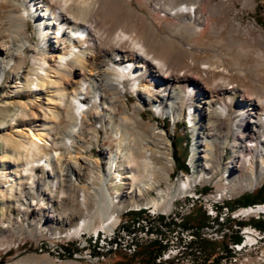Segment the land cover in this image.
Here are the masks:
<instances>
[{
  "label": "rangeland",
  "instance_id": "obj_1",
  "mask_svg": "<svg viewBox=\"0 0 264 264\" xmlns=\"http://www.w3.org/2000/svg\"><path fill=\"white\" fill-rule=\"evenodd\" d=\"M45 1L54 10V32H50L44 39L42 32L45 30L38 22L28 18L24 32L28 43L19 52L23 63L17 68V62L14 61L4 75L0 74V264H191L189 258L195 260L193 264H264L263 233L256 243L248 242L241 250L234 248L236 241L232 237L238 232L242 235L240 242L244 239L246 241L242 226H256L253 220L264 218L255 215L234 216L232 211L243 204L231 208L227 203L235 204V199L240 195L254 192L264 183L263 177L254 188L242 187L247 181L251 182L253 164L249 161L244 164L241 178L231 163L237 153L250 158L252 151L246 144L256 142L250 123L240 129L246 137L238 141L233 129L234 121L251 111L249 97L253 92L259 97L254 102L264 104V0H252L253 5L251 2L247 4L246 0H229L233 1L232 4L226 5L225 14L216 19L210 32L201 38H188L185 43L181 42L178 34L172 33L174 26L171 23L175 19L171 15L165 11L159 15L153 13L155 0H127L132 10L122 7V4L120 6L115 0L96 1L95 17L92 19H97L95 33L100 39L85 44L84 50L87 53H108L119 58L118 48L134 51V45L118 36L119 30L126 26L140 32L147 39L152 36L149 27L152 19L158 28L157 39L174 41L187 51L183 52L185 61L190 60L191 52L197 61L190 74L198 84L189 98H181L182 113L179 116L143 104V99L135 92L126 91L119 96L121 104L117 103L114 111L123 110V105L127 103L129 116H142L146 124L144 130L150 134L153 144L146 148L149 156L147 172L144 173V168H134L139 178L144 176L148 186L141 184L138 187V180L129 176L133 164L122 165L119 161L116 171H111L108 185L119 206V210H116L119 220L116 227L108 232L101 227L104 215L98 209L95 188L101 185L102 178L108 173V166L113 163L112 156L124 152L125 147L119 142V133L112 127L113 120L108 113L113 108L108 107L107 112H104L102 106H99L97 110L100 114L93 118L91 109L85 106L89 126L81 129L80 119L77 120L73 115L75 106L71 105V94L55 95L57 72L43 71L37 66L40 59L31 58L38 48L46 52L52 46H61L65 48V53L57 58L58 64L72 59V67L68 68L73 72L82 68L87 71L90 69L89 64L82 61L83 56L72 54L74 48L69 40L72 33L61 28L60 18L63 17L62 12L66 11L65 0ZM212 1L218 3L221 0ZM14 2L18 4L14 8L17 13L22 11L20 4L23 2L31 4V0ZM171 3V0L167 1V4ZM3 5L4 0H0V11ZM33 9L36 11V6ZM67 15L75 21L70 14ZM227 17L239 22L245 29L251 24L256 28L251 32H238L226 22ZM147 40L151 46L154 45L155 50H160V46H155L154 39ZM192 42L197 47L194 48ZM215 55L220 58H214ZM207 60L219 64L218 68L211 71L212 78H207L204 72ZM44 66L49 68L46 64ZM38 75L42 76L45 83L39 89L35 87ZM148 75L149 71L144 73L145 77ZM203 78L205 80H201ZM222 85L234 87L230 93L231 112L220 121L213 119L210 122L202 108L206 106L207 97L213 96L215 99L214 108L226 99V94L220 89ZM208 88L216 92L210 93ZM148 89L157 94L153 88ZM172 101L167 100L165 104ZM36 120L42 123L38 126L39 131L45 133L38 145L32 144V137L29 136L30 125ZM76 122L78 125L75 131L83 139L66 135V131ZM211 123L217 124L215 128L209 126ZM151 126L155 129L152 130ZM260 130L262 137L264 126ZM134 135L135 145L132 146L140 150L141 142ZM181 137L184 138L183 143ZM57 141L72 147V156L64 154L61 164L71 166L74 171L66 175V172H60L57 168L58 177H53L43 163L52 155L54 166H58V155L54 149ZM207 142L214 145L215 157L207 154ZM185 148L188 149L186 159L189 170L179 169L175 158V153L183 157ZM185 180H191L192 187L189 191L177 194L169 212L147 204L152 198L160 199L161 194H165L172 185L178 186ZM150 184L155 186L150 187ZM226 187L231 188L232 192L221 198L219 190ZM194 191L198 197L190 196ZM210 198L218 200L215 203L218 206L217 215H212L209 210ZM224 206H228L230 211ZM140 207V211H135ZM88 218H92L93 226L102 229L107 235L105 241L123 226L131 227L136 220L142 224L149 220L153 225L160 226L163 233L139 230L135 238L139 244L134 252L120 248L114 252L110 249L105 252L106 258H102L98 248L100 243L98 241L95 244L93 235L96 228L79 233L71 231L81 220ZM199 218L205 219V223L199 224ZM186 221L193 226L191 229L178 225ZM239 221L244 223L240 224ZM166 222H170L175 230L164 225ZM217 230L222 231L216 233ZM198 234L204 239L196 236ZM130 236L133 235L124 233V240L130 239ZM193 236L196 238L188 242V247L180 246L183 239L189 241ZM103 241L100 240L101 243ZM154 242L159 249L154 252L155 257L145 263L149 254L140 252ZM225 244L231 248L229 253ZM176 246L180 248L177 256L165 263L159 261V254L168 247L173 250Z\"/></svg>",
  "mask_w": 264,
  "mask_h": 264
},
{
  "label": "bare ground",
  "instance_id": "obj_2",
  "mask_svg": "<svg viewBox=\"0 0 264 264\" xmlns=\"http://www.w3.org/2000/svg\"><path fill=\"white\" fill-rule=\"evenodd\" d=\"M97 0H65V13L62 12L63 17L60 18L62 23V30L70 31V41L72 43V54L74 56H83L82 61L89 64L90 69L87 71L85 68L73 72L70 61L61 62L58 64V57H62L65 53V48L52 46L48 51H44L38 48L31 55L33 59H40L37 62V66L43 71L57 72V79L55 80L56 90L55 95H67L71 94V105L75 106L74 117L81 121V129H85L89 126V121L85 117L84 107L91 109V115L93 118L99 116L97 110L99 106H102L104 112H107L108 107L113 108V111L108 114L113 120L112 127L119 133V142L125 147L124 152L119 155L112 156L113 163L108 166V173L102 178L101 185L95 188L97 195V206L101 211V215H104L101 227L107 232L114 229L118 223V216L116 210H119V206L114 201L111 191L109 190V176L111 171H116L115 167L117 162H121L123 165L133 164L131 166L129 176L137 181V186L141 187V184L147 185L143 178H139V175L134 168H140L147 172L149 167V156L146 153L147 146L153 144L150 134L144 129L146 127L145 122L140 114L133 117L128 115L129 107L125 103L123 110H116L117 103L121 104L120 95H124L126 91L137 93L142 99L143 104L153 105L157 108V111L170 112L174 116H179L182 113L181 98H189L192 91L196 89L197 80L193 79L190 72L193 65L197 63L193 52L190 54V60L185 61L183 50L181 46H178L169 39L156 38L158 35V28L154 24V21L150 20V31L152 36L147 39H154L155 46H160V50L154 49V45L149 43L146 37L140 32L130 30L128 27H122L118 36L125 42H130L136 48L134 51L124 48H118V56H111L106 53L103 55H97L95 53H87L84 48L85 44L94 42V40L100 39L95 30L98 27L96 24L97 19L93 20L96 10ZM149 2L150 0H146ZM168 0H155V7L152 9L155 15H159L161 11H165L166 14L171 15L175 21L171 24L174 26L172 33L178 34L181 37V42H187L188 38H201L207 32H210L211 27L214 26L216 19L222 17L225 14L226 5L232 4L233 1L221 0L218 3H213L212 0H171V4H167ZM247 4L252 0H246ZM120 6L132 10L127 0H115ZM18 6L14 0H4L2 11H0V74L4 75L6 70L10 67L12 62L16 61L17 68L23 63L20 59L19 52L27 46L28 38L24 35L27 19L31 18L33 21L38 22L40 26L45 30L42 32V37L45 39L53 31V19L55 18L54 10L50 4L45 0H31V4L23 2L20 4L22 11L19 13L14 11V8ZM36 6L37 10L34 11ZM249 6V5H248ZM18 8V7H17ZM20 9V10H21ZM19 10V9H18ZM67 14H70L73 19L71 20ZM138 17V16H137ZM226 22L238 32L245 33L246 31H254L255 26L249 25L246 29L241 26L239 22H235L233 19L226 18ZM70 23V24H69ZM149 23V22H148ZM213 25V26H212ZM47 29V30H46ZM109 32L110 29L107 28ZM189 43V42H188ZM191 45L195 48L196 44L193 42ZM116 50V51H117ZM187 52V51H186ZM214 58H220L219 55H215ZM46 64L49 68L44 66ZM219 67V64L214 61L207 60L204 66V72L208 75L207 78H212V70ZM149 71L148 76H144L145 72ZM183 72V74H182ZM202 78V77H201ZM37 82L35 87L37 89L44 85L42 76H36ZM205 80V78L201 79ZM148 87L153 88L157 94L153 93ZM190 88H192L190 90ZM227 85H222V93L226 94V99L213 107L215 99L212 97L206 98V106L202 108L204 116L209 118L210 122L213 119H223L227 117L228 112H231L232 97L230 95L232 89ZM208 92H216L211 88L207 89ZM220 91V90H219ZM249 97V103L251 104V111L245 112L233 123V129H235L236 139L243 140L246 135H242L241 128H244L247 123L251 124V131L256 137V142L253 144H246L251 152V157L247 159V155L237 153L232 160L233 170L237 171L241 178H243V166L246 162L253 164L251 167V182H246L241 185L246 188H254L257 183L264 177V136L261 137L260 128L264 126V104L261 105L258 102H254L259 98L254 92ZM167 100H173L166 103ZM262 100V98H260ZM262 102V101H261ZM264 102V101H263ZM108 104V106L106 105ZM217 104V103H216ZM252 104L254 106H252ZM142 105V104H141ZM138 108L139 106H135ZM262 111V112H260ZM107 114V113H105ZM215 122V121H214ZM42 125L36 120L35 123L30 125V134L32 137V144L38 145V142L43 138L45 134L42 130L39 131L38 126ZM78 122L72 125V128L66 131V135L69 138L83 139L75 131V127ZM217 124L211 123L209 126L215 128ZM151 129L154 130L153 126ZM133 131L136 133L134 135ZM138 137L141 142V149L135 150L133 148V136ZM260 137V138H259ZM227 141V140H226ZM136 142V141H135ZM207 154H211L215 157L214 145L207 142ZM245 147V146H244ZM56 155H58L57 167L54 166L52 155L43 163L50 176L58 177L57 168L60 172H66V175L71 174L74 169L71 166H64L61 164V157L64 154H70L72 156V147L67 143L57 141L55 143ZM60 154V155H59ZM54 156V155H53ZM76 157V156H75ZM246 157V158H245ZM256 161H254L253 160ZM29 165V164H28ZM43 170V169H42ZM81 174V172H80ZM144 175V174H142ZM148 186V185H147ZM150 187H154V184H150ZM137 187V188H138ZM192 187V181H184L182 184L172 185L165 194H161V198H152L147 204H150L155 209L164 210L169 212L175 203V197L181 192L189 191ZM220 196L224 198L232 192L231 188L220 189ZM162 193V192H161ZM97 227L93 226V219H83L77 224L71 231L76 233L84 230H91ZM102 230V229H101ZM246 242H252L254 239L251 233H247ZM24 264V263H15ZM58 264V263H57ZM60 264V263H59Z\"/></svg>",
  "mask_w": 264,
  "mask_h": 264
},
{
  "label": "built area",
  "instance_id": "obj_3",
  "mask_svg": "<svg viewBox=\"0 0 264 264\" xmlns=\"http://www.w3.org/2000/svg\"><path fill=\"white\" fill-rule=\"evenodd\" d=\"M190 196L198 197V195H196V191H194L193 194H191ZM217 201H218L217 199L214 200L213 198H210L209 210H211L210 212L212 215L218 214V209H217L218 206L215 204ZM224 207H226L228 209V211H230L228 206H224ZM231 214L234 216L255 215L257 217L262 216L264 218V201L255 202V203L240 206L239 208H237L236 211L235 210L232 211ZM136 223H138V225ZM151 223L152 222L149 220L146 222V224L140 223L139 220L134 221L131 227L123 226L122 229L120 228L117 233L115 232V234L109 236L108 241H105L107 238V235L104 234L103 231H102L100 237H98L97 235H94L95 244L98 243V241L100 243L98 245V248L100 249L101 256H103L102 258H106L105 252H107L110 249L113 250L114 252L118 248L134 252L137 249L138 244H139V242L137 240H135L136 236L139 234V230H144L145 233H148V232L153 233L156 231V233L159 234L157 232V230L155 229V227L152 228ZM189 229H191V228H189ZM221 231L217 230L216 233L221 232ZM241 231H242V233H246V235L248 232L251 233L254 237V241H256V242L262 238V233L264 234V229L262 230L261 228H257L256 226H252V225L242 226ZM123 232L127 235L132 234L133 236H130V239H128V240H124V233ZM157 237H154V238H157ZM160 238H162V237H160ZM193 238H194V236L191 237L189 241H186V239H183V242H181L180 246L186 245V247H188V245H190V244H188V242L192 241ZM100 240H104V241L101 243ZM244 240L241 243L234 244V248L241 250L243 247H245L247 244H246V241H244ZM179 253H180L179 246L174 247L173 250L170 247H168L161 254H159L160 255L159 261L162 263L168 262L172 257L177 256ZM100 254H98L97 258L100 257L99 256ZM199 259H200V257H199ZM189 260L191 261L190 262L191 264H193L195 261L193 258H191V259L189 258Z\"/></svg>",
  "mask_w": 264,
  "mask_h": 264
},
{
  "label": "trees",
  "instance_id": "obj_4",
  "mask_svg": "<svg viewBox=\"0 0 264 264\" xmlns=\"http://www.w3.org/2000/svg\"><path fill=\"white\" fill-rule=\"evenodd\" d=\"M180 140H181V143L184 142L183 137H181ZM185 145H187V143ZM187 152H188V149L185 148V154L183 157H181L180 154L175 153V158L177 160V164H178L179 169L189 170V164H188L187 159H186ZM261 201H264V183L261 186H259V188L256 191L248 192V193H244V194L240 195L238 198L235 199V204H231L230 202H227V203L232 208L236 204L247 205V204H251V203H255V202H261ZM141 209L142 208L135 210V211L138 212ZM239 222H240V224L244 223L243 221H239ZM173 223H177V222L174 221ZM198 223L199 224L205 223V219L201 220V218H199ZM253 223L258 227L264 228V219H262V218H257V219L255 218L253 220ZM164 225H167L169 227V229H171V230H175V227L170 226V222H166V224H164ZM178 225L182 226L184 229H189V228L193 227V226H190V224L188 225L187 221L183 222V223L179 222ZM202 225H205V224H202ZM151 226H152V228L155 227V229L157 230L158 233H163L160 226L153 225V223H151ZM196 236H200V238L204 239L203 237H201V234H198ZM232 237L236 242H240L242 240V235L238 232L234 233L232 235ZM204 242H206V241H204ZM224 247L227 250V253H229L231 251L230 250L231 248L228 247V244H225ZM158 249H159V246L157 245L156 242L151 243L150 245H147L145 248H143V250H141L140 253L145 252L146 254H149L146 257L144 262L147 263L150 260V258H152V257L154 258L156 255V253H154V252ZM126 263L128 264L129 262H126Z\"/></svg>",
  "mask_w": 264,
  "mask_h": 264
}]
</instances>
